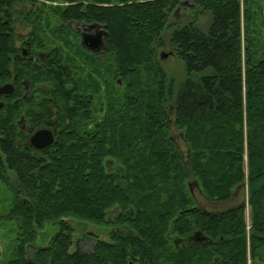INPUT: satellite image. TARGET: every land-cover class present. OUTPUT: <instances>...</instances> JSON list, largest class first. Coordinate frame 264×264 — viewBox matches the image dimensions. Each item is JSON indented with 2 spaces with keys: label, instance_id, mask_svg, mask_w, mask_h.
Listing matches in <instances>:
<instances>
[{
  "label": "trees",
  "instance_id": "trees-1",
  "mask_svg": "<svg viewBox=\"0 0 264 264\" xmlns=\"http://www.w3.org/2000/svg\"><path fill=\"white\" fill-rule=\"evenodd\" d=\"M180 1L0 0V81L15 5L30 4L21 13L31 26L29 37L36 39L35 14L55 2L48 12L59 25L51 31H69L71 21L101 25L112 68L128 79L129 91L108 124L98 125L96 149L83 141L81 156L78 142L66 144L80 131L74 122L63 126L74 138L49 154L47 164L35 155L32 164L21 146L13 155L10 125L0 124V179L6 170L18 177L15 186L9 184L12 204L2 217L16 220L19 235L4 264H248V257L251 264H264V54L248 29L251 0H188L183 6ZM185 9L191 11L187 19L180 12ZM201 15L205 24L198 21ZM161 46L183 61L187 76L177 85L156 59ZM59 55L55 47L48 56ZM34 71L32 78L50 80L45 69ZM173 126L185 130L188 173L171 138ZM134 140L142 148L126 156L135 151ZM113 158L124 175L105 171L104 161L112 164ZM32 166H40L35 175L29 173ZM189 172L208 200H227L244 187L247 199L204 210L187 188ZM67 217L128 230L112 235L113 242L96 240L89 252L78 242L70 250ZM49 222L58 225L57 232L46 246L33 247L36 229ZM195 233L204 241H188Z\"/></svg>",
  "mask_w": 264,
  "mask_h": 264
},
{
  "label": "rangeland",
  "instance_id": "rangeland-1",
  "mask_svg": "<svg viewBox=\"0 0 264 264\" xmlns=\"http://www.w3.org/2000/svg\"><path fill=\"white\" fill-rule=\"evenodd\" d=\"M180 3L182 4V6L186 3L189 5L188 0H181ZM51 4L56 3H46V5L42 6V8L40 9L41 13L35 14V20L39 22V29L37 30L39 36L36 39L29 37V31L31 29V26L28 22H26V14L21 13L22 9L25 11L30 10V4H16L14 14L16 33L18 35L27 34V36L33 43L35 49L41 48L43 50H49L53 47H56L60 54V58L63 61H66V63L72 65L73 71L77 72L79 70L80 74L83 77H86V83L83 84V88L85 89L86 87L92 85V88L96 89L93 94V96L96 98V101L94 102L96 103L94 110L95 121L92 124L95 125V122L97 121L99 124L102 123V125H107L109 120L113 118V113H115L116 110L120 108V105L128 101V79H125L120 74L114 72V69L112 68V61L108 60L109 58L107 59L106 56H104L103 59L102 57L94 59L91 54L86 51H83L78 43L79 37L78 35H76L74 30H71L69 28V31H67L63 27L62 30H55L52 32L51 29L53 28V26L57 24L59 25V23L56 20V17L50 15V12H48V10L50 9L49 5ZM180 12L184 13L185 15L191 13L189 9L180 10ZM247 12L248 29L251 32L250 35L251 38H253V43L254 45H257L259 54H264V0H251L248 4ZM37 16L39 17L37 18ZM199 19V22H203V24L206 23V20L203 15H201ZM171 20L175 21L176 17L172 16ZM98 30H101L100 27L98 28ZM60 31L62 32L59 36L54 35L56 34V32ZM92 32L97 33L95 30H93ZM10 42L11 40H9V43ZM155 51L156 59L161 64L162 68L165 70L167 76L171 78L176 85L186 78L187 73L183 61L172 53V49L168 48V46H161L155 48ZM161 52L167 53V56L165 58H161ZM86 64L88 65L87 69L85 67ZM145 75H148V73H144V76ZM90 82L92 84H90ZM35 84L37 85L38 83ZM101 120L102 122H100ZM125 121L128 120H126L125 117H122V122ZM91 131L93 133L97 132V136L95 137V139H93V141H89L87 145H92L91 147L92 149H94L96 147V141L98 140L99 136L98 127H92ZM71 138L74 137L71 136ZM171 138L173 139L176 148L178 149L177 151H179L184 170L188 173V167L190 164V151L187 147L184 128H172ZM141 142L138 140H134L132 143L133 146L131 148L135 151H130L125 155L130 156L135 153H138L142 148ZM74 143L75 142L72 141L66 142L67 145ZM76 147L78 148V156H81L82 154L86 153L85 148L81 147L80 145ZM111 165L112 168L109 169L108 167H105V171L110 173L115 171L119 172V174L124 175V166L122 165V163L114 159V162ZM36 172L37 170H34L33 174L35 175ZM12 174V171L6 170L4 175L6 178L0 179V260L3 261L2 264L6 261L8 257L11 256L13 246L16 242L15 239L19 235L18 224L16 220H7L2 217L3 214L5 215L10 210L12 204V192L9 191V184L11 185V183H15V177H13ZM194 180L197 181L196 178H194L189 172L186 178L188 190V183ZM191 194L195 205L207 211L224 210L226 208L236 205L242 200L247 199L246 187L238 190L233 197L223 201L208 200L199 188V184L198 186H193V191ZM111 210L108 211L109 216H113V211L111 212ZM65 220L71 225L73 229L72 245L70 247V250H74L76 247V243L78 242L79 249L81 251L89 252L91 251L96 240L113 242L115 233H118L119 230H123L125 232L128 230L127 227H123L122 224L119 223H109L108 225H103L74 217H67L65 218ZM245 221L246 228L249 229L250 208L248 206H246L245 208ZM57 230L58 225L53 222L46 223L42 228H37L36 238L34 242L31 243L32 246H46L50 238L57 232ZM133 264H138V262L133 261ZM248 264H251L249 257Z\"/></svg>",
  "mask_w": 264,
  "mask_h": 264
},
{
  "label": "flooded vegetation",
  "instance_id": "flooded-vegetation-1",
  "mask_svg": "<svg viewBox=\"0 0 264 264\" xmlns=\"http://www.w3.org/2000/svg\"><path fill=\"white\" fill-rule=\"evenodd\" d=\"M182 16L187 19L189 15L186 16L182 13ZM15 26L13 20L10 52L8 51L7 63H5L2 74L4 79L0 81V86L8 84L7 91L0 94V124L10 125L13 155L17 154L16 147L21 146L26 149L30 162L35 155L41 163L47 160L45 162L47 164L49 154L55 153L57 148L63 146L64 140H70L72 136H69L64 130V125L74 122L77 129H80L78 135H75L72 141L78 142L80 146L83 141L89 143L86 136L90 141H93L97 136V132L93 133L91 131L92 127L97 128L98 125L102 124L97 121L95 125L92 124L95 121L96 103L94 102L96 98L93 94L96 89H93L92 85L89 86L90 88L86 87L84 89L83 84L86 83V77H83L79 70L77 72L73 71L72 65L63 61L60 56L57 57L58 59L50 60L51 58L48 55L55 47L49 50L35 49L27 34L18 35L16 33ZM68 27L78 35V43L83 51L91 54L94 59L98 57L103 59L106 56L107 59L109 58L108 60L112 61V52L106 50L105 37L107 35L103 36L104 43L95 50L88 49L81 44L82 34L89 33L96 36V33L92 31L97 32L99 27H89L88 24L75 21L68 22ZM100 29L104 30L101 27ZM36 67L45 69L50 74V76L46 74V78L50 80H40L38 77L36 79H34L35 77L32 78L36 74L34 71ZM85 67L87 69L88 65L86 64ZM54 69L59 71L55 72ZM37 81L40 82L36 85ZM52 82L54 84L50 87ZM90 84L92 83L90 82ZM40 129H48L53 135V143L44 148H36L30 142L32 135ZM88 134L90 135L88 136ZM3 154L5 153L0 149V157ZM14 158L16 159V156ZM34 162H38V159ZM31 163L33 164V162ZM104 163L109 169L112 168L111 161H104ZM39 167L30 168L29 173L32 174ZM12 173L15 177V183L11 184L15 186L18 183L17 172ZM189 240H194L197 243L204 241L201 237L193 238L192 236L188 238ZM2 262L0 260V264Z\"/></svg>",
  "mask_w": 264,
  "mask_h": 264
},
{
  "label": "water",
  "instance_id": "water-1",
  "mask_svg": "<svg viewBox=\"0 0 264 264\" xmlns=\"http://www.w3.org/2000/svg\"><path fill=\"white\" fill-rule=\"evenodd\" d=\"M89 27H101V25L97 23H90L88 24ZM107 35V32L105 30L98 31L96 33V36L94 34H89V33H84L81 35V44L85 46L88 49L95 50V48H98L101 46L103 42V36ZM167 56V53L161 52L160 57L165 58ZM8 84H4L0 86V94L2 92L7 91L6 87ZM31 144L36 147V148H44L46 146H49L50 144L53 143V135L52 132L48 129H40L36 131L31 139H30ZM198 186L197 181H192L188 183V187L190 192L192 193L193 191V186ZM193 238H198L199 233H195L192 236ZM201 239H204V237H201ZM128 264H133V262L129 261Z\"/></svg>",
  "mask_w": 264,
  "mask_h": 264
}]
</instances>
